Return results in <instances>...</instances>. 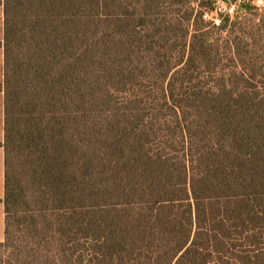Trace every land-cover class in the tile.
I'll use <instances>...</instances> for the list:
<instances>
[{
  "label": "trees",
  "instance_id": "trees-1",
  "mask_svg": "<svg viewBox=\"0 0 264 264\" xmlns=\"http://www.w3.org/2000/svg\"><path fill=\"white\" fill-rule=\"evenodd\" d=\"M3 1L0 264H51L54 242L68 262L87 247L88 264H264V67L237 73L264 15L246 4L215 26L213 0Z\"/></svg>",
  "mask_w": 264,
  "mask_h": 264
},
{
  "label": "rangeland",
  "instance_id": "rangeland-1",
  "mask_svg": "<svg viewBox=\"0 0 264 264\" xmlns=\"http://www.w3.org/2000/svg\"><path fill=\"white\" fill-rule=\"evenodd\" d=\"M208 1L209 0H204L206 6H208ZM216 2V6L215 11L212 13H205L204 15V20L206 22H210L212 24H214L215 26H218V24L220 23V16H226L229 15L232 19V21L236 20L237 18H246V7L245 5H251L252 7L256 8L258 11H252L251 14H258L259 15H264V0H213ZM251 2V3H250ZM3 17V15H1ZM258 16H254L256 19L259 18ZM264 17V16H263ZM182 18H185V14L184 11L182 12H175L173 15H170V20H173V23L176 24L177 22H179V20H181ZM258 20V19H257ZM238 26V25H237ZM249 26H251V28H253L254 31V37L257 38V43L256 44H251L249 43V47L246 48L247 52H251L250 58L247 57L245 59L244 62H240L239 66L241 67L240 70H238L237 73H241L244 72V67L246 68V66L248 65H255L257 67H264V30H262L261 33H258L256 30V26L252 23L249 24ZM264 26V25H263ZM187 27V23H184V25H181V29L179 31H177L178 35H182L183 32L181 30H184ZM210 31H212L213 34H217L216 32H214L212 29H210ZM239 34H241V31L239 29ZM3 33V30H2ZM223 37L227 36L226 33L222 34ZM3 37V36H2ZM0 36V45L2 43V38ZM260 40V42H259ZM178 56V53H174V58H176ZM178 58V57H177ZM3 49L0 48V87L1 84L3 83ZM146 60V58H144ZM247 62V63H246ZM238 69V68H237ZM151 70V67H150ZM233 71V69H231ZM257 73L255 74L256 80L252 81V84H254L255 86H264V70L263 71H259L258 69L256 70ZM226 73H228V71H225ZM145 76V74L143 75ZM195 79L194 82L192 84H199V82H201L203 84V82L205 83L206 81L210 80L209 76H205L202 73H199L198 75H195ZM207 84V83H205ZM144 87H150L149 86V81L145 80L144 77V81H142V88ZM147 89V88H146ZM261 93L264 95V89H261ZM146 94V93H145ZM121 98H126V100L129 99H133L134 96L132 95V92H127L124 95H119ZM156 127V126H155ZM55 237L57 240H61L62 238H60V236L58 234H55ZM29 239L27 237H25L22 232H19V229L16 231V241L17 242H24V241H28ZM5 242V241H4ZM3 242V243H4ZM2 244V243H0ZM24 244V243H22ZM25 247V246H24ZM62 249H64L63 244L60 245V243H55L48 246V249H46V252H43L44 254V258L40 257L39 261H45L48 260L50 261L51 264H88L89 258H90V253L86 247V252H84V259L83 262H79L77 257H74V259L71 262H68L65 260V256H63V251ZM83 250H85V248H83ZM6 249H3L0 247V254L4 253V259L8 256V253L5 252ZM33 264H37V263H33Z\"/></svg>",
  "mask_w": 264,
  "mask_h": 264
},
{
  "label": "crops",
  "instance_id": "crops-1",
  "mask_svg": "<svg viewBox=\"0 0 264 264\" xmlns=\"http://www.w3.org/2000/svg\"><path fill=\"white\" fill-rule=\"evenodd\" d=\"M4 1L0 0V36L4 40ZM3 15V17L1 16ZM3 30V33H2ZM0 48L3 49V41ZM4 57V49H3ZM4 59H3V83L0 87V243L6 240V150L5 143V105H4Z\"/></svg>",
  "mask_w": 264,
  "mask_h": 264
}]
</instances>
